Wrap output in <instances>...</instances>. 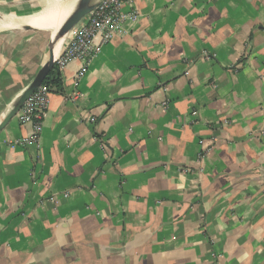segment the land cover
I'll use <instances>...</instances> for the list:
<instances>
[{"label":"crops","instance_id":"obj_1","mask_svg":"<svg viewBox=\"0 0 264 264\" xmlns=\"http://www.w3.org/2000/svg\"><path fill=\"white\" fill-rule=\"evenodd\" d=\"M123 11L36 142L22 110L0 131V264H264V0ZM24 26L0 33V125L51 59Z\"/></svg>","mask_w":264,"mask_h":264},{"label":"built area","instance_id":"obj_2","mask_svg":"<svg viewBox=\"0 0 264 264\" xmlns=\"http://www.w3.org/2000/svg\"><path fill=\"white\" fill-rule=\"evenodd\" d=\"M136 0H101L95 10L83 19L74 29L73 39L67 45L62 57L57 61L59 69L73 61H80L87 65L99 48L94 41L100 37L102 45L110 43L114 38L126 32V25L138 19L137 11L124 12L123 4L132 7ZM50 103V91L41 86L24 105L23 121L31 123L35 128L32 138L36 142L42 131V122Z\"/></svg>","mask_w":264,"mask_h":264},{"label":"bare ground","instance_id":"obj_3","mask_svg":"<svg viewBox=\"0 0 264 264\" xmlns=\"http://www.w3.org/2000/svg\"><path fill=\"white\" fill-rule=\"evenodd\" d=\"M79 4L78 0H43L37 6L26 11L0 9V33L9 31L20 25H32L50 32L54 29L53 38L59 31L63 21ZM73 31V30H72ZM71 32V31H70ZM70 32L62 35L56 42L53 51L57 60L67 46Z\"/></svg>","mask_w":264,"mask_h":264},{"label":"water","instance_id":"obj_4","mask_svg":"<svg viewBox=\"0 0 264 264\" xmlns=\"http://www.w3.org/2000/svg\"><path fill=\"white\" fill-rule=\"evenodd\" d=\"M101 0H80L77 7L72 11V13L63 21L62 25L59 28L58 33L51 40L49 44V48L51 51V59L49 63L42 69L32 84L28 87V89L20 96V98L14 104L12 110L5 118V120L0 125V131L6 127V125L23 109L24 105L27 101L33 96V94L40 88L50 74L52 69L54 68L56 62L54 59V51L53 48L58 41V39L72 31L83 19H85L89 14H91L95 8L98 6ZM24 30H40L38 27H34L32 25H27L23 27Z\"/></svg>","mask_w":264,"mask_h":264},{"label":"trees","instance_id":"obj_5","mask_svg":"<svg viewBox=\"0 0 264 264\" xmlns=\"http://www.w3.org/2000/svg\"><path fill=\"white\" fill-rule=\"evenodd\" d=\"M42 86L47 87L50 92H54V93L62 92L63 89L62 75L59 66L57 64H55L54 68L47 76Z\"/></svg>","mask_w":264,"mask_h":264},{"label":"rangeland","instance_id":"obj_6","mask_svg":"<svg viewBox=\"0 0 264 264\" xmlns=\"http://www.w3.org/2000/svg\"><path fill=\"white\" fill-rule=\"evenodd\" d=\"M42 30H43V29H42ZM49 31H50L49 33H51L52 35L54 34V33H53V32H54V29H50ZM48 36L51 38V35L48 34ZM68 39H69V38H68Z\"/></svg>","mask_w":264,"mask_h":264}]
</instances>
